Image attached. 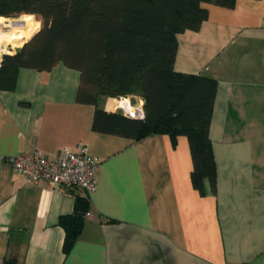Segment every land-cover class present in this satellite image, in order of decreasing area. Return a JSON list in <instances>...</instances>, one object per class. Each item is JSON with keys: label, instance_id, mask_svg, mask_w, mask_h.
<instances>
[{"label": "crops", "instance_id": "obj_1", "mask_svg": "<svg viewBox=\"0 0 264 264\" xmlns=\"http://www.w3.org/2000/svg\"><path fill=\"white\" fill-rule=\"evenodd\" d=\"M205 6L200 27L177 35L174 69L217 81L215 188L193 186L186 135L96 131L95 106L76 99L77 70L21 68L15 89L0 90V264H264V0ZM110 101L98 106L114 112ZM80 143L99 160L89 195L27 182L8 161ZM76 193L88 196L90 216L65 255L58 219Z\"/></svg>", "mask_w": 264, "mask_h": 264}, {"label": "trees", "instance_id": "obj_2", "mask_svg": "<svg viewBox=\"0 0 264 264\" xmlns=\"http://www.w3.org/2000/svg\"><path fill=\"white\" fill-rule=\"evenodd\" d=\"M235 1L0 0V22L21 14L37 15L42 22L38 29L36 20V30L24 34L31 31L19 49L0 55V90L15 89L21 68L48 71L61 63L77 70L76 99L95 106L92 129L134 139L151 133L186 135L191 181L204 194L206 182L211 190L216 183L209 124L217 81L174 69L177 35L200 27L208 17L205 4L230 8ZM131 95L143 99V119L98 106L102 99ZM88 209V196L76 193L73 212L60 215L65 255ZM5 264H15L14 259Z\"/></svg>", "mask_w": 264, "mask_h": 264}, {"label": "built area", "instance_id": "obj_3", "mask_svg": "<svg viewBox=\"0 0 264 264\" xmlns=\"http://www.w3.org/2000/svg\"><path fill=\"white\" fill-rule=\"evenodd\" d=\"M111 100L110 109L114 112L133 119L144 118L142 102H133L126 96ZM8 161L12 169L22 174L27 182H50L66 190H82L87 195L96 190L99 160L89 153L84 143L78 144L76 148H61L51 157L35 150L9 156ZM86 215L90 216V212L87 211Z\"/></svg>", "mask_w": 264, "mask_h": 264}, {"label": "rangeland", "instance_id": "obj_4", "mask_svg": "<svg viewBox=\"0 0 264 264\" xmlns=\"http://www.w3.org/2000/svg\"><path fill=\"white\" fill-rule=\"evenodd\" d=\"M21 15H23V14H21ZM21 15L14 16V17H5L6 19L1 21L2 23H4L3 25H0V50L1 51H4L6 53H12V52L16 51L17 49H19L24 44V41L30 35V32L28 33V35L26 34L27 36L25 39H22L23 41L10 40V38L12 36L15 37V35L18 32L17 27H15V25H14L15 24L14 20H18L21 17ZM36 20L38 21V29L41 27L42 22H41L40 17H38L37 15H34V26L32 28H27L25 30L26 32H28L29 30H31L33 28H34L33 31L36 30V28H37ZM26 32H24V33H26ZM22 36L24 37V35H22Z\"/></svg>", "mask_w": 264, "mask_h": 264}, {"label": "bare ground", "instance_id": "obj_5", "mask_svg": "<svg viewBox=\"0 0 264 264\" xmlns=\"http://www.w3.org/2000/svg\"><path fill=\"white\" fill-rule=\"evenodd\" d=\"M15 22V27H17V34L15 35V37H11L10 40H14V41H23L22 38L26 32L25 30L27 28H32L34 26V18H33V15H21V17L18 19V20H14ZM4 23L0 22V25H3ZM31 32V31H30ZM28 35V34H27ZM26 36V35H25ZM24 36V37H25ZM109 108H111V103H109Z\"/></svg>", "mask_w": 264, "mask_h": 264}, {"label": "water", "instance_id": "obj_6", "mask_svg": "<svg viewBox=\"0 0 264 264\" xmlns=\"http://www.w3.org/2000/svg\"><path fill=\"white\" fill-rule=\"evenodd\" d=\"M28 40V39H27ZM27 40H25L24 42H26ZM3 53H5V52H0V55H2Z\"/></svg>", "mask_w": 264, "mask_h": 264}]
</instances>
